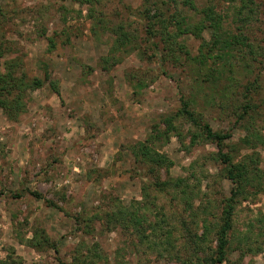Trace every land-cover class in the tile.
<instances>
[{"label":"rangeland","instance_id":"1","mask_svg":"<svg viewBox=\"0 0 264 264\" xmlns=\"http://www.w3.org/2000/svg\"><path fill=\"white\" fill-rule=\"evenodd\" d=\"M141 3L0 0V17L5 20L1 27L12 48L19 50L11 56L23 55L29 75L44 77L51 72L60 91L49 83L31 90L27 111L17 121L8 119L0 107V259L13 254L22 264H185L175 253L171 258L160 256L163 246L151 247L138 233L120 226L110 230L104 217H96L98 212L132 206L144 216L140 232L148 235L154 234L151 223L158 226L164 218L163 241L168 231L180 229L183 218L202 226L206 213L214 219L220 215L219 200L230 195L232 183L219 178L223 164L213 157L215 143L190 145L187 132L192 126L185 118L174 120L181 136L171 132L170 138L156 139L154 145L173 160L170 170L159 172L162 180L190 179V202L180 192L150 185L154 176L133 155V145L149 139L152 127L174 115L182 94L190 97L192 91L199 93L197 107L213 128L232 133L227 144L239 143L244 136L234 118L219 107L203 108V94L188 66L163 64L153 50L140 55L148 45L139 15ZM215 3L226 26L235 29L233 6L228 0ZM120 23L135 44L116 49L112 29ZM251 35L261 38L258 23ZM186 38L196 53L199 41ZM61 79L68 84L67 91H61ZM121 125L125 131L113 133L112 128ZM259 150L264 154V147ZM189 204L208 209L193 218ZM38 228L46 231L54 246L38 249L27 242ZM180 231L186 236L185 230ZM180 231L173 235L175 250L184 242ZM229 239L224 264H264V192L237 205Z\"/></svg>","mask_w":264,"mask_h":264},{"label":"trees","instance_id":"2","mask_svg":"<svg viewBox=\"0 0 264 264\" xmlns=\"http://www.w3.org/2000/svg\"><path fill=\"white\" fill-rule=\"evenodd\" d=\"M72 1L84 3L86 0ZM228 3L234 9L235 29L226 26V18L219 12L215 0H142L139 15L144 23L148 45L140 55L153 50L152 55L163 64L170 61L188 66L195 86L203 94V108L219 107L227 116L234 118L235 125L244 131V136L239 143L227 144L232 133L213 128L205 113L197 107L199 93L192 91L190 97L182 94L181 107L174 115L162 118L159 124L152 127L149 139L138 141L132 147L136 162L145 164L148 172L154 176L150 185L159 190L180 192L185 201L190 202V179L168 177L162 180L159 172L162 169L170 170L173 160L154 145L156 139L170 138L168 135L171 132L181 136L183 132L178 130L174 120L185 118L192 126L187 132L190 145L215 143L217 152L213 153V157L223 164L219 178L228 179L232 183L230 195L219 200L222 208L220 215L214 219L205 214L206 207L203 205L196 209L189 204L193 218L205 214L202 226L190 225L183 218L180 229L174 227V231H168L165 241L162 240L164 218L159 220L158 226L156 222L151 223L152 229H155L153 235L144 234L140 232L144 227V216L132 206L122 204L112 210L100 211L96 216L99 219L104 217V223L110 230L120 226L138 233L141 241L149 243L153 248L162 245L160 256L169 254L171 258L175 253L179 261L185 264L227 262L229 233L233 228L237 205L242 201L255 200L264 192V154L259 150L264 147V0H228ZM0 15H3L1 10ZM3 21L0 17V107L8 119L17 121L27 111L31 90L49 83L55 92L60 91L51 72L47 71L44 77L29 75L24 68L23 55L11 56L19 53V50L12 48L7 33L1 27ZM257 23L261 38L251 35ZM46 30H43V35L47 33ZM112 31L116 36V49L135 44L124 23L114 25ZM188 36L199 41L196 53L189 49ZM108 61V58L104 59L105 63ZM103 67L108 69V65ZM162 124L165 130L161 128ZM227 146L230 151L226 150ZM244 149L247 152L241 153ZM180 230H185L186 236ZM179 231L184 236V254H181V248L175 250L173 235ZM212 235L215 246L212 244ZM27 242L38 249L44 244L54 246L46 231L41 228L36 229ZM0 264H22V259L9 254L8 258L0 259ZM68 264L78 263L74 261Z\"/></svg>","mask_w":264,"mask_h":264},{"label":"crops","instance_id":"3","mask_svg":"<svg viewBox=\"0 0 264 264\" xmlns=\"http://www.w3.org/2000/svg\"><path fill=\"white\" fill-rule=\"evenodd\" d=\"M68 73H71L70 71L68 72ZM77 77V76H76ZM75 77V75H73V78H76ZM60 84H61V91L63 92V91H67L68 89H69V87H68V84L67 83H64V79H61L60 80ZM63 84H65V85H63ZM63 85V86H62ZM64 87V88H63ZM68 87V88H67ZM64 89V90H63ZM67 89V90H66ZM61 92V93H62ZM73 96H76V93L75 94H72ZM123 126H125V125H123ZM122 125H121V127H120V129H118V128H112V130H113V133H118V134H120V133H123L124 131H125V127H123ZM112 136H114V135H112ZM108 160H107V158H105L104 160H103V164H101V166L103 165V167H104V164L107 162Z\"/></svg>","mask_w":264,"mask_h":264}]
</instances>
